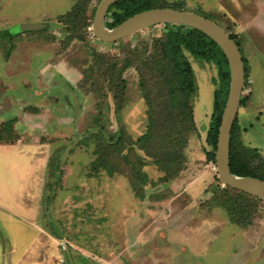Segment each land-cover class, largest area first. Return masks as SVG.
<instances>
[{
    "label": "rangeland",
    "instance_id": "374dc122",
    "mask_svg": "<svg viewBox=\"0 0 264 264\" xmlns=\"http://www.w3.org/2000/svg\"><path fill=\"white\" fill-rule=\"evenodd\" d=\"M99 1L89 0L81 18L93 22ZM163 1L211 19L238 41L249 73L237 115L240 140L264 159V0ZM75 4L0 0V32L12 35H0V145L44 158L33 162L16 148L0 153V264H44L46 254L49 264H264V200L256 202L250 224L232 222L221 205L235 206L238 193H223L216 162L207 157L217 120L214 64L190 57L198 88L196 130L183 148L177 178L161 182L164 173L138 151L154 182L141 200L125 162L124 174L95 172V133L107 140L124 127L137 140L148 122L135 66L114 79L105 68L120 69L145 50L149 55L168 28L160 24L105 42L92 24L59 20ZM112 20L108 14L107 27ZM27 23L44 27L27 30ZM200 176L206 189L197 197Z\"/></svg>",
    "mask_w": 264,
    "mask_h": 264
},
{
    "label": "trees",
    "instance_id": "16d2710c",
    "mask_svg": "<svg viewBox=\"0 0 264 264\" xmlns=\"http://www.w3.org/2000/svg\"><path fill=\"white\" fill-rule=\"evenodd\" d=\"M89 0H76L72 10L59 17L63 23L73 24L77 20L82 22V27L88 28L92 21L86 15ZM154 8H173L181 10L177 5H167L163 0H117L110 8L109 13L113 20L111 27H116L129 17L140 12ZM178 26V30L171 27ZM167 38L163 44H153V52L149 55L143 51L139 56L128 58L118 69L105 68V73L111 71L113 74L121 75L129 67L135 66L140 76V88L147 105V129L143 135L133 140L121 127L115 135L105 139L100 132L93 136L98 140L95 153L98 155L93 168L95 172L104 170L109 176L126 173L123 162L128 165L130 184L137 198H145L144 187L153 184L144 171L147 165L145 157L163 172L161 182L172 181L178 177L184 165L183 148L188 138L196 130L193 99L197 94V81L190 57L216 66L218 75L213 84L217 86L214 90V109L217 115L214 133L211 135L213 152H208L207 157L215 160L217 149L219 126L223 110L229 95L231 74L226 55L219 45L204 32L196 28L168 23ZM0 35L12 37L8 31L0 32ZM230 37L238 41L232 34ZM240 49V47H239ZM245 64V80L248 78L247 61ZM103 64V63H102ZM100 69L103 66H99ZM89 74H85L88 78ZM111 84H113L111 82ZM113 90V89H112ZM116 97L118 98L117 94ZM244 99H241L243 105ZM222 105V106H221ZM119 106L116 112L119 113ZM237 118L231 130L230 142V168L232 173L239 176H252L264 180V159L255 148L243 147L240 140ZM126 151L125 154H123ZM144 153L145 157L138 154ZM122 161H116L120 157ZM255 162H258L255 165ZM234 191L238 194L235 206L221 205L230 214V220L238 225L251 223L252 214L256 211L260 198L226 186L223 190Z\"/></svg>",
    "mask_w": 264,
    "mask_h": 264
},
{
    "label": "water",
    "instance_id": "95a60500",
    "mask_svg": "<svg viewBox=\"0 0 264 264\" xmlns=\"http://www.w3.org/2000/svg\"><path fill=\"white\" fill-rule=\"evenodd\" d=\"M117 0H100L97 5L92 30L94 35L105 42H116L145 28L160 24L174 23L196 28L213 39L226 55L229 63L231 82L229 95L219 126L215 162L218 177L225 186L252 194L264 200V180L252 176H239L230 168L231 130L237 118L245 84V64L236 42L219 24L211 19L186 10L154 8L129 17L116 27L109 28L106 18L111 6ZM43 24L27 23L25 29L38 30Z\"/></svg>",
    "mask_w": 264,
    "mask_h": 264
},
{
    "label": "crops",
    "instance_id": "0c3cea01",
    "mask_svg": "<svg viewBox=\"0 0 264 264\" xmlns=\"http://www.w3.org/2000/svg\"><path fill=\"white\" fill-rule=\"evenodd\" d=\"M15 148H16V153H18V154H21V155H23V156H25V157H29L30 158V160L31 161H35V160H38V159H40V160H44V158H42L41 157V155L40 154H38V153H35V152H28V151H25L24 150V152H21L20 151V148H22L21 146H19V147H17V146H13V145H0V153H3V151H11L12 149L13 150H15ZM2 157V156H1ZM41 157V158H40ZM44 164H45V161H44ZM182 175V174H181ZM183 178H185V177H183ZM201 178V176L200 177H198L197 179H195L196 181H197V184H198V186H197V191L195 192V194L197 195V197L200 195V194H203V193H205V189H206V187H205V180H202V179H200ZM196 181H194V182H196ZM180 182V180L179 179H177V180H175L171 185H173V186H175V185H177L178 183ZM199 184H200V186H199ZM173 186H171V187H173ZM193 187V186H192ZM36 210H37V208L35 209V212L34 213H32V214H36ZM14 215V214H13ZM14 216H16V215H14ZM26 216H28V215H22V216H16L17 218H22V219H24ZM28 217H30V216H28ZM31 218V217H30ZM35 225V224H34ZM41 234V233H40ZM46 240L48 239L45 235H43V234H41ZM202 235H198L197 236V238H195L196 240H201V239H204V238H201V239H199V237H201ZM7 243V240H5L4 239V244H6ZM7 245V244H6ZM4 248H6L5 246H4ZM13 250H15L16 252L18 251V245H17V248L15 249L14 247H12V252H13ZM48 258H49V256L46 254V255H44V257H43V259L42 260H44V264H49V262H48Z\"/></svg>",
    "mask_w": 264,
    "mask_h": 264
}]
</instances>
